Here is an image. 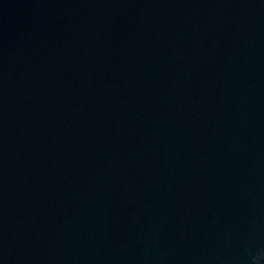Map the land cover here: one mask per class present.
I'll list each match as a JSON object with an SVG mask.
<instances>
[{
  "label": "water",
  "instance_id": "water-1",
  "mask_svg": "<svg viewBox=\"0 0 264 264\" xmlns=\"http://www.w3.org/2000/svg\"><path fill=\"white\" fill-rule=\"evenodd\" d=\"M260 253L264 0H0V264Z\"/></svg>",
  "mask_w": 264,
  "mask_h": 264
},
{
  "label": "clouds",
  "instance_id": "clouds-1",
  "mask_svg": "<svg viewBox=\"0 0 264 264\" xmlns=\"http://www.w3.org/2000/svg\"><path fill=\"white\" fill-rule=\"evenodd\" d=\"M261 255H264V253H260L256 257L253 258L254 264H257V262H258V260H259V258H260Z\"/></svg>",
  "mask_w": 264,
  "mask_h": 264
}]
</instances>
